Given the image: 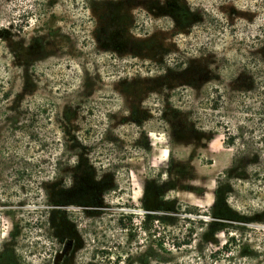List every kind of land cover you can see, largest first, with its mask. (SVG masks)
<instances>
[{"label":"trees","instance_id":"trees-1","mask_svg":"<svg viewBox=\"0 0 264 264\" xmlns=\"http://www.w3.org/2000/svg\"><path fill=\"white\" fill-rule=\"evenodd\" d=\"M109 1L131 5L136 20L147 16L146 33L156 12L180 15L161 31L184 41L197 38L195 28L214 36L221 23L235 22L178 0ZM257 7L264 14V0ZM236 39L220 47L214 39L185 41L184 49L134 62L101 82L112 87L109 95L95 94L100 81H88L86 71L75 84L40 76L37 94L19 102L15 94L10 102L11 86L0 85V264H264V22ZM113 51L123 60V48ZM164 72L184 76L179 105L166 117L120 92ZM175 119L220 132L232 154L215 176L211 205L184 211L181 219L193 226L169 234L167 248L162 220L135 208L130 178L149 152V129L168 132ZM217 233L224 241L210 248L205 235Z\"/></svg>","mask_w":264,"mask_h":264},{"label":"rangeland","instance_id":"rangeland-1","mask_svg":"<svg viewBox=\"0 0 264 264\" xmlns=\"http://www.w3.org/2000/svg\"><path fill=\"white\" fill-rule=\"evenodd\" d=\"M220 1L223 5L218 8ZM178 2L182 6L203 7L216 18L224 11L235 21L232 25L221 23L214 36L195 28L197 38L185 37L187 45L214 39L215 46L220 47L231 38L239 41L249 36L264 22V14L257 7L263 0ZM135 10L131 5L119 6L109 0H0V85L11 86L10 102H14L15 95L19 102L24 93L37 94L34 87L41 86L37 81L40 76L52 80L62 77L68 84H75L82 71L87 72L88 81H100L95 94L109 95L112 87L101 82L112 79L118 70L134 62L164 57L169 49H184L182 36H171V30L161 31L181 21L180 15L156 12V19H152L156 27L146 33L142 24L149 19L140 13L136 20ZM24 11L29 12L27 19L21 15ZM250 12L254 13L252 19L247 16ZM113 48H123V60L117 58ZM179 78L184 76L175 73L168 77L164 72V77L149 84L123 88L120 92L140 100L141 106L154 116L159 111L166 117L179 105L177 86L183 83ZM172 122L168 132L149 129V152L145 158L138 156L130 178L135 208L147 210L162 220L159 224L164 226L167 248H171L167 243L169 234L183 236L186 228L193 226L181 219L184 211L192 205L204 211L211 205L215 176L229 163L232 154L231 148L223 146L220 132L210 135L178 119ZM205 238L210 248L224 241L222 233Z\"/></svg>","mask_w":264,"mask_h":264},{"label":"water","instance_id":"water-1","mask_svg":"<svg viewBox=\"0 0 264 264\" xmlns=\"http://www.w3.org/2000/svg\"><path fill=\"white\" fill-rule=\"evenodd\" d=\"M68 248H69V243H66L63 250L56 254L55 256L56 260H58L65 252H67Z\"/></svg>","mask_w":264,"mask_h":264}]
</instances>
